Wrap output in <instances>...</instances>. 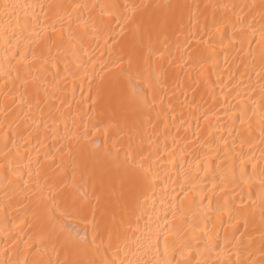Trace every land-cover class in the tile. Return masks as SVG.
<instances>
[{"label":"bare ground","instance_id":"1","mask_svg":"<svg viewBox=\"0 0 264 264\" xmlns=\"http://www.w3.org/2000/svg\"><path fill=\"white\" fill-rule=\"evenodd\" d=\"M0 264H264V0H0Z\"/></svg>","mask_w":264,"mask_h":264}]
</instances>
